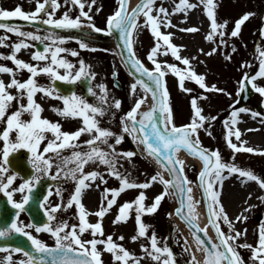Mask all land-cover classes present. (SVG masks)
Wrapping results in <instances>:
<instances>
[{
    "label": "snow or ice",
    "instance_id": "snow-or-ice-1",
    "mask_svg": "<svg viewBox=\"0 0 264 264\" xmlns=\"http://www.w3.org/2000/svg\"><path fill=\"white\" fill-rule=\"evenodd\" d=\"M73 5H78L80 14L75 18H72L68 12H65L60 18H54L55 10L60 7L58 0H35V8L32 11H25L20 5H17L14 10H6L0 8V20H6L9 18H22L25 21H36L41 19V14L46 13L47 18L42 22L47 25H53L56 28L61 29H80L83 25L81 17H86L88 20L87 27L91 28L95 32H107L112 34L113 30L119 32V39L123 42L124 48L128 52V58L126 62L131 63L132 67L136 71L147 76L149 80L153 81L155 87L146 83L144 80H137L131 84L130 88L132 92H135L137 85H141L146 92L152 94V107L147 111H140L141 105L145 103L146 96H141L135 100L134 105L129 111L124 113L120 117L122 131L121 134L113 133L110 129L100 126V121L97 116H104L106 109L103 107L104 103H107V88L106 85H98L100 89V95L98 97V104L89 103L82 97L77 96L75 92L68 95L60 94L59 90L55 87V81H67L74 83L82 77H94L95 73L88 71L90 66L85 65L81 59L79 61V68L75 70L74 75L72 70L74 65L68 61L60 53L70 52L72 56H78L76 50L66 49L58 44H62L67 37L56 36L53 33H49L46 37H41L34 32L22 31L20 27L11 25L9 23L0 22V29H5L8 32L15 33L20 39L19 42L13 45V51L7 58L12 60L16 66L15 70H27L29 76L27 79L20 81L15 78V70L12 67L6 65H0V73L12 74V78L6 84L3 79H0V121L5 123V127L0 131V139L3 141V147L0 149V192H3L8 199V202L13 205L14 208L23 211L24 205H26L30 196L25 194L22 196L21 202H16L12 199V193L14 191L31 192L35 184L31 181L39 179L38 176H33L31 181L25 179L20 184L19 188H14L12 191H7L9 185L13 183L17 173H9V168L6 166L9 164L10 153L17 149H27L31 156L29 157L32 167L37 173H48L49 169L53 167L54 160L52 156H46V153L51 152L55 157L59 159V163H56V172H61L67 178L72 179L75 182V188L73 193L68 198L66 204H55L50 209H45L48 223L39 225H29L28 227H35L36 232L46 231L51 234L55 239L53 246L47 245L42 240L33 236L30 232L25 231L23 227L18 226L17 221L13 220L8 227L0 228V237H8L13 232L22 233L30 241L33 248L32 252H28L21 247L5 246L3 250L8 253L0 264H104L102 259V251H107L112 255V259L119 264H139V258L135 257L133 253H130L120 243L113 241L112 235L109 234L104 237V229L102 225L103 217L109 211L111 206L116 202L117 196L125 189L140 188L147 189L153 185L154 182H159L163 185V190L154 196L153 202L150 205H146V193L140 191L138 195L132 201H125L119 206L118 213L115 215L112 223L117 224L126 222L130 215V210L135 211V223L136 234L130 238L136 241L140 237L148 236L146 225L142 220V215L155 213L161 203V201L170 193L180 194V206L175 209L176 214L180 215L189 225L194 226L197 231L192 235L197 243V250L203 252V260L197 259L194 253H191V259L189 264H244L243 258L237 251V248H249L251 249V259L258 261V264H264V223H261L258 228V241L256 246L248 243L235 244L237 239L242 235H246L247 230L243 231L234 229V225L230 220L225 208L220 200L221 191L218 190L222 187L223 180L225 179L224 173L228 175L236 173L242 178V182L255 181L261 189H264V177L258 176L250 169H245L238 166L235 162H225L222 160L220 151L210 150L203 147L199 139V129L205 126V122L215 120L216 117H206L203 114V109L199 106L198 100L204 99L201 96H192L190 104L192 108V117L188 124H182L177 126L174 123V115L170 104V95L166 86L164 77L170 71L178 78L179 88L186 93H190L192 90L185 86V80L194 81L201 89H205L209 92H225V89L218 88L215 84L207 85L205 83V75L198 74L192 67L191 61L188 57H182L179 54L178 46L171 42L170 37L172 33H164L160 30L161 24L164 27L171 25V20L167 19L169 12L168 9L160 6H155V0H139L134 7L129 10V0H117L118 6L116 10L107 17L105 29L99 28L92 22V17L87 11H84L85 2L82 0H70ZM96 0H91L88 3V8L91 10L92 5ZM203 5V11L206 13L210 20V31L206 35L205 39L213 41L217 35L220 37L219 44L226 45L224 37L230 35L231 37H237L240 34L241 27L245 21L249 20L254 15L253 12H244L234 21V27L230 32H226L228 21L218 22L215 9L218 5L214 0H199ZM65 3H69V0H65ZM50 4L52 11H48L46 5ZM197 5L192 4L189 0H179V2L172 9L173 12L185 11L194 8ZM97 12L100 11L98 7ZM155 11V15L153 12ZM144 18V25L149 28L156 43L151 47L147 53V58L155 66L154 69L149 70L143 63L137 58L134 51V31L139 28L138 19ZM183 31L196 32L199 31L196 27H190L183 29ZM264 31V29H262ZM27 38L33 40L47 39L52 41L51 44H45L43 50H36L31 53L32 58L36 61H47L43 66L28 63L23 59H19L16 55L21 48L29 47L26 42ZM4 38L0 37V44H2ZM162 41V43H161ZM80 48H88L89 45L83 42H79ZM161 48H164L165 53L169 50L171 55L176 60L181 61L188 67L181 70L176 64L165 62H159L156 59V55ZM236 49L233 47L232 51ZM201 51H203L201 49ZM217 51L216 47H213L207 55H211ZM259 51V68L255 72V75L245 73L242 80L239 82L241 88L245 87L246 83L264 96V86L255 83L257 77L264 78V50ZM226 59H231L230 55L226 56ZM247 66L246 64L242 67ZM58 69H64V74L61 75ZM40 74H45L50 77L53 83L49 86L40 85L37 83L35 77ZM112 75L115 77L117 73L113 71ZM15 87L17 95H13L8 91L9 88ZM43 93L47 97L59 99L63 103L62 108L53 107L59 116L65 118H81L82 125L74 131H63L62 126L58 121H50L46 117H42L43 107L35 99L36 93ZM88 92L92 95H96L91 87L88 88ZM228 95H231L228 93ZM26 97L27 103L20 102L18 107L8 112V108L11 102L14 100L22 101ZM121 101L115 99L112 106L116 109L121 107ZM247 108H239L233 110L229 119L224 121L225 128V140L228 147L232 150L233 156L235 153L245 151L248 153H258L264 155V149H256L253 147H247L245 142L240 139L241 131L236 127L239 120V113L249 112ZM159 112V117H157ZM28 113L30 119H22L23 115ZM252 115H260V113H252ZM139 117V119H138ZM160 125H163L161 127ZM211 127V124H208ZM15 132L16 139L12 141L10 134ZM51 132L53 139H49L47 144L44 145L43 150H40L41 142L47 137L45 133ZM83 133H89L90 139L83 141L88 146V151H73L70 156H61V151L66 148H77L79 145L76 141ZM94 133V134H93ZM123 133H128L133 136V139L140 144L144 145V151L148 156L154 157L156 162L166 169L170 178L165 179L162 172L157 171L150 179L143 183L137 184L131 181L127 176L122 175L116 167L117 157L124 156L127 158L133 157L136 153L132 151L117 152L115 145H118L123 140ZM211 135V132L207 133ZM109 137H115L114 144L108 143ZM232 137L239 143H234ZM99 143L106 144L109 151H105L99 147ZM181 150L187 151L190 155L198 157L203 166L198 173V180L200 187L203 189L205 204L208 211V224L201 228L198 224V212L196 205L200 204V201L194 200L192 192L193 189L189 185L191 182L187 176L184 175L185 161L178 157V153ZM99 162L106 166L107 172L116 177L119 180L118 188H104V200L106 205L102 201L99 209L94 213L99 219L95 222H89L87 217L92 213H89L84 204L82 203V195L85 189L90 188L92 185L89 181L99 180L105 182L104 176L96 171H84V166L89 162ZM69 165H72L69 167ZM214 185L216 187H214ZM56 194L60 195V189L56 190ZM108 194H111V198H108ZM51 195V191L49 192ZM249 197L251 193L248 194ZM264 200V196L259 197ZM48 196L44 197L46 201ZM76 208V214L78 216V223L69 224L68 221L62 220L55 224L51 223L55 221V213L57 210L63 208L68 209L72 206ZM41 207H44L41 202ZM249 207H252L249 205ZM186 210V211H185ZM19 212H17V216ZM171 215V213H169ZM247 217L243 213L237 215L235 220L237 222L246 220ZM220 220L228 225V233L226 234L221 226ZM208 225L214 229L216 233V240L211 242L210 246L204 239L198 234L203 232L205 236L208 235ZM90 231L92 238L84 240L82 235ZM97 235L101 238L97 239ZM123 240V236L119 237ZM150 241V248L141 244V249L145 252V255L152 260L157 261L158 264H176L175 256L172 250L165 244L163 247L158 246V238L155 232L151 236H148ZM211 241V237H209ZM187 244V240H185ZM97 245H103V250L99 249ZM235 245V246H234ZM185 248V251H188ZM20 252L23 253L25 259H21L18 262H13L11 253ZM166 254V256H165Z\"/></svg>",
    "mask_w": 264,
    "mask_h": 264
},
{
    "label": "rangeland",
    "instance_id": "rangeland-1",
    "mask_svg": "<svg viewBox=\"0 0 264 264\" xmlns=\"http://www.w3.org/2000/svg\"><path fill=\"white\" fill-rule=\"evenodd\" d=\"M43 2V0H41ZM85 2L84 11H87L89 15L92 17V22L99 28H106V20L107 17L112 14L117 6V0H96L95 4L92 5L91 10L88 8V3H91V0H82ZM179 2V0H155V6L160 7L163 6L168 9L169 17L171 19H176L177 12H173L172 9ZM190 3L197 5L194 8H198L199 12L204 17V22L208 25L207 31L204 29H199V31L189 33L188 36L185 34L184 40L188 38L185 42L186 48H180L179 54L182 57H187L191 61V66L196 72H202L206 79L205 83L207 85L215 84L218 88L225 89V92H209L205 89H201L194 81L185 80V86L192 91L190 93L183 92L178 86V78L172 73L168 72L164 77L166 81V86L170 95V104L172 107L173 115H174V123L179 126L182 124H188L192 117V108H191V98L192 96H201L203 95L204 99H199L198 104L203 109V114L206 117H216L215 120H210L205 122V126L199 129V139L201 144L205 147H208L211 150L218 149L220 151L222 160L225 162H235L238 166L250 169L258 176L264 177V155L258 153H248L245 151H240L235 153L233 156L232 150L228 147L227 142L225 140V128L224 121L229 119L231 112L233 110L239 109L236 106L239 94H240V81L244 77L245 73H249L253 71V75L258 71L259 68V51L264 50V0H214V2L218 5L215 9L218 22H223L224 20L228 21L226 32H230L234 27V21L239 18L244 12H253L254 15L249 18V20L245 21L241 27V31L239 36L231 37L230 35H226L224 39L226 40V45H220L219 40L220 37L217 35L214 37L213 41H209L205 39L206 35L210 31V20L207 17L206 13L203 11V5L200 4L199 0H189ZM60 7L55 10L54 18H60L65 12H68L72 18H75L80 14V9L78 5H73L70 0L69 3H65V0H58ZM20 5L25 11H32L35 8V0H0V8H4L6 10H14V8ZM100 8V11L97 12L96 9ZM48 11H52L51 5H46ZM155 15V11L153 12ZM41 19L33 21L34 23H42L43 19L47 18L46 13L41 14ZM83 21V30L78 31V29H67L66 31L61 30H51V29H43L39 30L38 27L33 25H28V21L23 20L22 18H9L7 19L9 22H12L11 25H15L21 28L22 31L34 32L41 37H46L49 33H53L56 36H64L67 37L62 44H58L66 49L76 50L78 52V56H72L70 52L60 53V56H63L68 61H70L74 68L72 70V74L74 75L75 70L79 68V61L82 59L85 65L90 66L88 71L95 73L94 77H82L76 82V95L82 97L84 100L89 103L98 104V97L100 95V89L98 85L104 84L107 88V103L103 104V107L106 109L104 116H97L96 118L100 121V126L104 128L110 129L113 133L121 134L122 127L120 117L124 115L127 111L135 103V100L143 96V93L140 89L136 88L135 92L131 91V78L128 77L126 70L124 69L122 62L120 59L114 58V48L111 39L100 38L95 33L94 30L87 27L88 20L86 17H81ZM21 21V22H20ZM21 23V24H19ZM139 28L134 31V50L138 59H140L148 69H154V65L147 58V53L151 49V47L156 43L155 38L150 32L149 28L144 25V18L141 16L138 20ZM56 28V27H54ZM104 33V32H102ZM0 37L4 38L2 44H0V65H6L8 67H12L14 70L16 66L13 61L8 59L7 57L11 55L13 51V45L19 42L20 39H24L19 37L15 33L8 32L5 29H0ZM198 37H200V41L204 40L207 42V46L204 47L199 44ZM256 37V41H255ZM172 43H180L179 39L171 38ZM190 39V40H189ZM85 42L89 45L88 48H80L79 42ZM40 40H33L31 38H27L26 42L29 47L21 48L19 52L16 53L19 59H23L28 63L36 64L38 66H43L47 61H36L32 58L31 53L34 52V45L36 42ZM45 44H51L52 41L43 39L41 40ZM193 42V43H192ZM162 43V41H161ZM112 46V47H111ZM191 47V48H189ZM208 47L206 51L205 48ZM213 47L217 48V51L211 55H207ZM235 47V51L232 49ZM201 49L203 51H201ZM230 55L231 59H226V56ZM207 57L208 63L201 65V62H204L205 57ZM156 59L159 62H167L171 64H176L178 68H183L184 64L181 61H178L171 55L170 50L165 53L164 48H161L156 55ZM246 64L247 66L242 67V65ZM240 69V70H238ZM61 75L64 74V69H58ZM115 71L117 73V80L121 83V89L118 90L113 86V80L111 74ZM236 71L237 77L232 79V72ZM8 74V73H5ZM12 78V74H8ZM29 73L27 70H15V78L23 81L27 79ZM84 78H89L90 87L93 89V92L96 95H92L87 91V93L82 89L78 83ZM37 83L44 86H49L52 84V80L48 75L40 74L35 77ZM132 81V80H131ZM67 82V81H65ZM71 83V82H67ZM256 84L264 86V78L257 77ZM251 86V85H250ZM254 90V89H253ZM9 92L13 95H17V90L15 87L9 88ZM230 93L231 95H228ZM62 95H68L67 93H61ZM71 94V93H70ZM35 99L38 103H40L43 107V112L41 113L42 117H46L50 121H58L63 131H74L76 127H80L82 125L81 118H65L59 116L55 111H53V107L62 108L63 103L59 99H54L51 97H47L43 93H36ZM115 99H119L121 103V107L116 109L112 106L113 101ZM20 102L27 103L26 97L22 101L14 100L11 102L10 107L8 108V112L14 111ZM261 104L264 106V96H261L254 90L253 96L249 99L247 104L241 108H247L249 112L239 113V117L246 118L248 121H252L257 129V132L263 134L264 133V118L260 115H252V113H256L255 108ZM22 119H30L28 113H25ZM211 124V127H208V124ZM5 127V123L0 121V131ZM211 132V135L207 133ZM87 133H83L76 143L79 145L77 148H66L61 151V156H70L73 151H88V146L83 143V141L90 139V134L86 136ZM94 134V133H93ZM124 134V133H123ZM128 134V133H125ZM46 139L41 142L40 150H43L45 144H47L49 139H53V135L51 132L45 133ZM10 139L15 141L16 135L15 132L10 134ZM115 137H109L108 143L114 144ZM133 149H135L136 153L130 159L124 156L117 157L116 167L120 171L122 175L127 176L131 181L136 182L137 184L143 183L146 180L150 179L152 175H154L157 171H160L156 165L146 156V154L142 151L139 143L133 139ZM99 147L104 149L105 151H109L106 144L99 143ZM125 141L122 140L120 144L115 145L117 152H127L130 151L125 145ZM3 147V141L0 139V149ZM259 149V148H257ZM264 149V145H263ZM16 151H28L27 149H17ZM29 152V151H28ZM133 152V151H132ZM46 156H52L54 160L53 167L49 169L48 173H35L34 176H38L40 178L52 177L55 180L60 182L55 185L51 189V195H49L48 199L44 202V209H50L55 204H66L68 198L73 193L75 188V182L67 178L63 172H56V163H59V159L55 157L51 152L46 153ZM2 156V153H0ZM72 165H69L71 167ZM96 170L100 172L104 178L105 182H101L99 178L95 181H89L92 185V191L94 192V196L97 202L93 201V207L91 209L85 208L89 213H92L87 217L89 222L95 223L99 217H97L94 213L101 206L102 201L106 205V200H104V188H118L119 180L110 175L106 166L100 164L98 161L93 163L89 162L84 166V171H92ZM199 170V167L193 162L187 167V172L190 178L191 183L196 186V192L198 198L200 199L201 195L197 188L196 175ZM12 173H6L5 176ZM232 176L242 180L238 174L233 173ZM224 176H230L225 171ZM23 179L16 175L13 183L9 185L7 191H12L14 188H19L20 184L23 183ZM34 182V181H31ZM256 188L257 198L255 199V205L245 210L243 215L247 217L246 220L240 222H233L234 229L243 231L247 230L246 235H242L237 239L235 244H244L248 243L253 246L257 244V238L253 237V233L255 230H258L260 222H257V217L260 218V213L264 214V200H261L259 197L264 196V189H261L259 185L255 181H248L247 184H251ZM191 185V184H190ZM214 187H216L214 185ZM60 189V195L56 194V190ZM163 190V185L159 182H154L153 185L147 189L140 188H132L125 189L121 192L116 199V202L111 206L109 211L103 217L102 225L104 229V237L111 234L113 241L116 243H120L126 248L130 253H133L135 257L139 258V264H158L157 261L152 260L150 257L145 255V252L141 249V244L146 245L150 248V241L148 236H151L153 232H155L158 238V246L163 247L165 244L172 250L175 256L176 264H187L190 261V257L187 251H185L184 244V233L177 227L174 226L173 221L169 218V213H173V209L175 207V201L171 197L170 193L167 195L160 203L157 211L152 214H144L142 215L143 222L148 225L147 233L148 236L140 237L136 241L131 240V236L136 234V223H135V211L130 210L129 218L126 222H121L117 224H113L112 221L115 215L118 213L119 206L123 204L125 201H132L138 195L140 191H144L146 193V200L144 203L146 205H150L153 202V198L159 192ZM26 191V190H25ZM24 192L14 191L12 193V199L16 202H21L22 196L25 195ZM0 195L5 194L0 192ZM108 198H111V194H108ZM96 204V205H95ZM244 205V204H242ZM107 216V217H106ZM104 218H106V223L103 224ZM66 220L71 225L73 223H78V216L76 214V208L73 205L68 209H59L55 213V221L51 222L55 224L58 221ZM222 230L227 234L228 233V225L225 224L222 220L219 221ZM18 226L24 228L25 231L30 232L33 236L42 240L49 246H53L55 243L54 237L51 236L50 233L46 231L36 232L35 227H28L29 222L25 214L20 211L17 218ZM184 227V226H183ZM124 229H126L124 231ZM123 236V240H120L119 237ZM82 239L87 240L91 239L92 235L90 231H86L82 237ZM97 239L101 237L97 235ZM235 246V245H234ZM97 247L103 250V245H97ZM237 251L240 253L243 258L244 264H258V261H253L251 259V249L249 248H237ZM8 255L7 252L0 250V261L3 260V257ZM13 262H18L21 259H25L23 257V253L20 252H12L11 253ZM166 256V254H165ZM102 259L104 264H119V262H115L112 259V255L107 251H102ZM129 264H131V260H129Z\"/></svg>",
    "mask_w": 264,
    "mask_h": 264
},
{
    "label": "bare ground",
    "instance_id": "bare-ground-1",
    "mask_svg": "<svg viewBox=\"0 0 264 264\" xmlns=\"http://www.w3.org/2000/svg\"><path fill=\"white\" fill-rule=\"evenodd\" d=\"M137 2H139V0H129V9H131ZM177 16L178 17H176V19H171L168 16L167 19L171 20V25H169L168 27H164L163 24H161L160 30L164 33H172L171 38H174L175 40L179 39L180 43H174V44H176L178 46H183V47H180L181 49L186 48L185 42H187L186 40L188 38H186V40L183 39L185 34H187V36H188L189 33H192L189 31H183V29H187V28H190L193 26L198 28V29H204V31H207V29H208V25L204 22V17L199 12L198 8L188 9L187 12L178 11ZM84 28L85 27L82 26L80 29H78V31L83 30ZM199 38L200 37H198V40H197V41H199V44L202 43V45L204 47H206L207 42L205 40L203 42H201ZM113 48H114V50H113L114 58L117 60L120 59L119 55L117 53V50L115 49L114 46H113ZM189 48H191V47H189ZM205 50L207 51L208 47L205 48ZM187 57H188V55H187ZM207 57L208 56L205 57L204 62H201V65L208 63L209 60H207ZM187 67H188L187 65H184V67L181 68V70H184ZM238 70H240V69H238ZM197 73L203 74L202 72H197ZM232 73H233L232 79L236 78L237 77L236 71H233ZM0 79H3L4 82L7 84L10 81L11 77L8 74L0 73ZM132 83H134V82L130 80V84H132ZM137 88L140 89L139 86H137ZM140 90L142 91L143 96H146V101H145V103L142 104V109H145V108L150 106L149 98L147 97V94L143 89H140ZM236 127H238L240 129V131H241L240 139L245 142V145L247 147H253L256 149L257 148L263 149L264 133L261 134V133L257 132V129L251 120L248 121L246 118L239 117V120H238ZM77 128L78 127H76V129ZM86 136H88V133L86 134ZM232 140L234 143H239L235 139V137H232ZM178 157L185 161L184 175H186L188 180L190 181V178H189V175L187 172V167L193 162L196 163L198 166H199V164L196 161H194L193 159L184 155L183 153H180ZM247 182L248 181L242 182V180L236 178L235 176L230 175V176L225 177V179L223 180V183H222V187L218 189L221 191L220 200H221V202L225 208V211L227 212V215L229 216L230 220L233 222L236 221L235 217L237 215L244 213L245 210H248L249 208H251V207H249V205H251V206L255 205L254 204L255 199L258 196L256 193V188L253 185V183L247 184ZM190 187H192V189H193L192 195H193L194 200H198V195H197V192L195 190L196 186L193 183H191ZM249 193H251L250 197L248 195ZM93 201L97 202V200L94 196V192L92 191V188L90 187L88 189H85L83 191V195H82V203L84 204L85 208L91 209V207L94 206ZM242 204H244V205H242ZM196 209L198 212V224L201 228H203L206 224H208L207 218H206V215L204 212V207L200 203V204L196 205ZM260 215H261L260 218L257 217L256 221L260 222V224H261V223H264V214L260 213ZM169 218L173 221L174 226L179 228L184 233V239L187 240V244L185 243V240H184V244H185L186 248L189 249L187 252L189 254L190 259H191V253H194L196 255L197 259L202 261L203 260V252L197 250V243L193 240V238L190 236V234L187 232V230L179 222L178 218L172 213H171V215H169ZM105 223H106V218H104V221H103V224H105ZM125 230L126 229H124V231ZM207 231H209V225H208ZM253 237H256L257 241H258V230L254 231Z\"/></svg>",
    "mask_w": 264,
    "mask_h": 264
},
{
    "label": "water",
    "instance_id": "water-1",
    "mask_svg": "<svg viewBox=\"0 0 264 264\" xmlns=\"http://www.w3.org/2000/svg\"><path fill=\"white\" fill-rule=\"evenodd\" d=\"M0 22L8 23L5 20H0ZM40 27H42V26H40ZM99 36L102 37L103 35H99ZM110 37L113 39V41L115 43V46L119 52V55L121 57V60L124 64L125 68L127 69L129 75L134 79V81L144 80L146 83L150 84L152 87H155V84L153 81L149 80L148 77L143 75L142 73L136 71V69L132 67L131 63L126 62L129 54H128L127 50L124 48L123 42L119 39V32L117 30H113V33L110 34ZM44 46L45 45H43L40 42L35 46V49L36 50H38V49L43 50ZM249 74L252 75L253 72H250ZM112 77L115 79L116 76L115 77L112 76ZM54 83H55L56 89H58L61 92L69 93V92L73 91V86L65 84L63 81H55ZM81 85L84 87L85 90H87L89 87V80L85 79V81L81 82ZM114 85L116 87L120 88V85L117 81L114 82ZM148 93H149L151 100H152L151 92H148ZM252 95H253V90L251 89L249 84L246 83L245 87H243L241 90V96L239 99L238 106L239 107L244 106L246 104V102L248 101V99ZM152 104H153V101H152ZM256 111L258 113H260V115L262 117H264V108L261 105H258V107L256 108ZM157 117H159V112H157ZM138 119H139V117H138ZM160 126L163 127V125H160ZM140 145L144 149V145L143 144H140ZM180 153H185L186 155H188V156L192 157L193 159L199 161V163L201 164V168H202L203 162L198 157L190 155L185 150H181L178 153V155ZM26 156H28V155H26ZM149 157H151V156H149ZM151 158L156 162V159L154 157H151ZM158 165L162 169V171L166 174L167 178H170L168 171L166 169L162 168L160 164H158ZM8 166L10 168H12L15 172L19 173L24 179L30 180L31 177L33 176V169L29 166L28 162L25 161V159L20 158V153H11L9 155ZM53 184H54V182L50 179L40 180V181H37L35 183V186L32 188L30 193L27 192V195L30 196V200L26 205H24V211L26 212V214L30 218V221L33 225L48 223L47 215L45 214V212L43 211V209L41 207V202L44 201V197L48 195L49 188ZM198 186H199L200 194L202 196L203 204L206 207L203 189L200 187L199 180H198ZM172 195L174 197L175 205L177 208L180 206V204H179L180 194L177 192L176 194H172ZM17 212L18 211L15 208H13V206L8 202V200L5 197H2L0 199V228L10 226L12 221L16 220ZM206 213H207V218H208L207 207H206ZM175 214H176V212H175ZM176 216L184 224L185 228L188 230V232L190 233V235L194 239L192 233L197 231V229L194 226L189 225L184 219L181 218L180 215L176 214ZM209 226H210L212 234H209L208 232H207L208 233L207 236H205L203 232H200L198 234L210 246L211 242H214L216 240V233H215L214 229L211 227V225H209ZM209 237H211V241H209ZM5 246L21 247L28 252L33 251L31 243L21 233H15V234H13L9 237H6V238L0 237V247H5ZM49 264H51L50 261H49Z\"/></svg>",
    "mask_w": 264,
    "mask_h": 264
}]
</instances>
